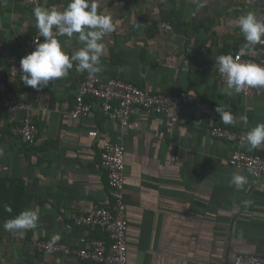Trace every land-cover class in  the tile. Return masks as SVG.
<instances>
[{"label": "crops", "instance_id": "crops-1", "mask_svg": "<svg viewBox=\"0 0 264 264\" xmlns=\"http://www.w3.org/2000/svg\"><path fill=\"white\" fill-rule=\"evenodd\" d=\"M68 2L39 0L38 6L62 10ZM104 5L114 30L104 37L98 75L151 93H187L195 103L179 109L175 123L136 111L137 130H122L104 118L96 101L90 114L72 118L75 90L87 72L74 63L66 77L40 91L25 86L22 76L12 81L7 57L19 54L27 38L39 32L35 7L0 0V96L15 90L39 128L35 145L19 144L12 129L24 114L0 107V264H92L41 253L35 244L57 233L58 242L70 246L106 237L68 219L112 204L99 164L105 141H119L125 150L127 264H233L238 254L264 256V176L255 178L229 163L239 148L264 159V145L250 151L209 131L221 126L245 135L264 123V87L249 97L223 95L226 83L218 80L215 65L217 56L239 53L245 39L238 18L253 11L264 19V0H104ZM164 22L171 32L162 30ZM58 39L69 55L82 46L76 35ZM262 55L264 44H257L244 56ZM217 105L237 122L224 124ZM241 115L247 116L246 125ZM235 172L247 177L243 189L230 183ZM29 207L39 212L35 229L23 235L4 230L7 219Z\"/></svg>", "mask_w": 264, "mask_h": 264}, {"label": "built area", "instance_id": "built-area-1", "mask_svg": "<svg viewBox=\"0 0 264 264\" xmlns=\"http://www.w3.org/2000/svg\"><path fill=\"white\" fill-rule=\"evenodd\" d=\"M29 7H37L39 0H24ZM165 32H171L169 23H162ZM42 42L39 35L27 38L19 54L7 57L5 68L8 77L14 81L23 75L20 61L35 48V42ZM239 53L235 54L237 56ZM241 60L264 65V55L260 58L242 56ZM217 77L226 83V77L219 73ZM254 88L242 92L244 97L251 96ZM94 101L98 102L104 118L114 121L124 130H137L139 124L133 119L136 111L150 115L168 116L172 123L177 121L176 112L184 106L195 103V96L187 93L160 94L151 93L129 83L121 78H102L100 75L86 73L75 90L74 104L69 114L78 119L87 116L93 109ZM0 107L8 112H22L24 117L21 125L12 129V134L23 146L35 145L39 128L31 118L30 108L15 90H9L0 96ZM213 138L241 145L243 134L233 130L213 126L210 128ZM229 163L236 168L247 169L252 176H264V159L255 154H249L242 149L235 150L229 158ZM99 164L105 171L107 188L110 191L112 204L96 207L89 214L68 216L76 227L93 228L102 231L105 238H88L81 241L82 246L64 245L59 242L49 247L50 241H38L37 251L44 254H54L71 257L92 264H127V231L129 226L127 206L124 202V169L125 150L119 141H105L101 145ZM233 264H264V256L238 254Z\"/></svg>", "mask_w": 264, "mask_h": 264}, {"label": "clouds", "instance_id": "clouds-1", "mask_svg": "<svg viewBox=\"0 0 264 264\" xmlns=\"http://www.w3.org/2000/svg\"><path fill=\"white\" fill-rule=\"evenodd\" d=\"M104 0H69L62 10L52 7L37 6L33 9L36 28L43 42L37 40L34 50L20 61L22 81L37 91L47 87L50 82L66 77L74 63L81 72L95 75L102 72L101 57L105 55L104 37L114 30L111 15L105 11ZM238 26L242 32L245 44L239 49V54H221L216 57L215 65L219 73L226 77V87L221 94L231 96L247 88L264 87V65L251 61H243L241 57L249 54L257 44H264V19L253 11L238 18ZM55 29V31H54ZM76 35L82 45L71 55L64 49L58 37L71 39ZM215 111L226 125L235 124L234 114L224 107L218 106ZM239 121L248 123L246 115H241ZM264 145V123H258L250 128L241 138V146L254 150ZM248 180L245 175L235 172L230 183L238 189H243ZM4 210L11 213L9 204ZM39 212L34 208H26L13 218L3 223L5 231L23 235L25 231L38 226ZM61 239L57 233L52 236L49 247H53Z\"/></svg>", "mask_w": 264, "mask_h": 264}]
</instances>
